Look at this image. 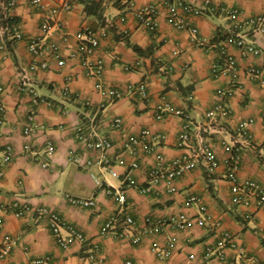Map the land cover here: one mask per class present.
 Returning a JSON list of instances; mask_svg holds the SVG:
<instances>
[{
  "label": "crops",
  "instance_id": "1",
  "mask_svg": "<svg viewBox=\"0 0 264 264\" xmlns=\"http://www.w3.org/2000/svg\"><path fill=\"white\" fill-rule=\"evenodd\" d=\"M179 1L200 9L197 14H183L197 27L203 45L194 43L186 29L171 23L169 7ZM46 2L69 5L59 12L58 24L42 29L46 11L38 10L31 0H16L8 13L16 19L23 37L14 39L5 34L4 47H0V96L5 105L0 123V205L6 207L0 210V249L11 239L16 241L0 257V264H34L33 259L43 257H48L43 264H126L128 260L131 264H229L233 260L237 264H264V208L255 207L252 201L236 200L226 176L228 162L238 156V178L253 179L264 186V30L243 25L238 34L258 52L242 55L239 48L229 45L236 60L235 71L221 65L218 75L212 73L219 60L213 44L231 30L225 10L236 8L241 19H247L264 10V0H210L213 9L205 7V0ZM147 6H152L154 13L140 17L138 12ZM151 18L154 28L147 25ZM84 26L99 37V45L90 55L91 60L102 61L99 77L88 74L76 52L78 32ZM31 37L39 38L44 46L56 44L63 63L53 55H33L28 49ZM43 61L47 65L41 68ZM251 64L262 69L260 77L248 74ZM97 81L101 88L95 86ZM20 85L32 88L44 101L34 104L31 92L20 90ZM140 85L145 96L136 91ZM109 87L120 88L122 95L109 100ZM219 90H225L222 99ZM219 102L224 112H216L210 119L206 113ZM165 104L189 113L191 130L201 129L203 143L217 157L215 168L209 167L197 139H192L191 147L178 144L183 123L180 116L164 113L160 119L156 117L158 106ZM29 114H33L32 133L25 136L23 126ZM116 116L122 119L125 131L148 129L149 144L166 160L196 154L195 166L170 186L158 182L154 190L141 192L154 156L141 155L142 167L130 173L117 162L122 131L113 125ZM249 118L250 140H246L239 135L237 125ZM91 119L96 132L114 143L104 159L118 176H112L101 164H85L86 160H96L99 152L85 149L76 138V130L89 129ZM47 141L54 146L51 154L46 153ZM26 143L29 151L24 149ZM6 147L11 149L8 160H4ZM126 174L133 179L131 186L125 184ZM107 187L125 188V211L132 215L134 225L124 232L140 235L138 242L120 237L116 231L99 235L106 218L119 206ZM67 195L94 198L96 205L77 207L68 202ZM190 195L199 202H187ZM15 201L30 209L15 216L11 207ZM199 204L205 211H200ZM42 205L75 225L85 240L58 245L46 217L34 211ZM177 214L186 216L184 228L168 226L156 233L145 230L147 217L164 219ZM226 232L233 246L223 248L225 259L214 253L206 260V248L218 250ZM157 249L170 253L160 258Z\"/></svg>",
  "mask_w": 264,
  "mask_h": 264
},
{
  "label": "built area",
  "instance_id": "2",
  "mask_svg": "<svg viewBox=\"0 0 264 264\" xmlns=\"http://www.w3.org/2000/svg\"><path fill=\"white\" fill-rule=\"evenodd\" d=\"M129 2L130 0H126ZM16 3V0H3L2 1V10L0 17V47H4L5 34H9L11 38L21 39L23 37L22 31L19 28L17 21L8 22L9 18L12 16L9 15L8 9L13 7ZM31 4L35 6L40 11H46V15L42 22V29L47 30L51 27V25L58 24V15L62 9H68L69 5L67 3H62L61 5H48L46 0H31ZM205 7L210 5V0H205ZM200 12V9L192 7L190 4L185 3L183 1H179L178 3L169 7L168 15L171 23L179 28L186 29L190 36H192V41L196 44L203 45L204 42L200 38L198 34V29L195 25L191 24L184 16L183 13H194L197 14ZM226 14L230 19L231 30L230 33L227 34L224 38L216 41L213 45L217 49L219 53V60L212 67V73L214 75H218L222 69L220 66L223 65L224 69L229 71H235L236 69V60L232 53L228 50L229 45H235L239 48L242 55H247L249 53H257L258 50L255 48L252 43H247L241 35L238 34L240 29L245 24H253L255 25V30L262 31L264 30V10L256 15H252L247 19H241L240 13L238 9H226ZM154 13V8L152 6H147L141 9L138 14L140 17H143L144 14ZM147 25L150 28L155 27V21L151 18ZM99 45V37L94 30L91 28L84 26L78 32V43H77V53L81 56V63L87 69L88 74L93 75L95 77H99L102 72V61L101 59L91 60V53L98 47ZM28 49L33 55L40 54H49L53 55L58 59L59 63H63V59L60 58L58 53V46L56 44H48L44 46L41 44L39 38L31 37L28 42ZM47 63L45 61L40 63V67H46ZM31 68H35V65L32 64ZM126 69H129L127 66ZM247 72L250 76L260 77L262 74V69H260L256 65H250L247 68ZM264 81V79L262 80ZM95 86L97 88H101V82L97 81ZM20 90H28L32 95V102L34 104H38L44 99L40 98V96L36 95V93L32 90V88H28L26 85H20ZM131 87H127V90H130ZM136 91L141 95L145 96L146 92L143 85L137 87ZM122 90L116 87H109L106 90V93L109 97V100H114L122 95ZM220 99L225 95V90H219L218 92ZM224 107L221 102L214 105L211 111H208L206 115L213 119L216 112H224ZM164 113H172L180 116L183 119V123L181 125L179 134H178V144L182 147H191L192 139H197L201 145V153L208 161V165L211 169L215 168L218 164L217 157L214 151L205 143H203V135L201 129L191 130L190 127V117L189 113L184 108H174L168 104L164 106L159 105L156 111V117L161 118ZM5 116V105L0 96V123L3 122ZM264 117V111H263ZM33 119V114H29L27 116V121L23 126V134L25 136H29L32 133L31 121ZM252 122V119H243L239 121L237 125V131L239 135L243 136L246 140H250L249 133V125ZM93 119L90 120L89 126L90 128L84 130L82 128H77L76 130V138L81 142L83 147L88 150H96L99 152V157L92 161L86 160L85 164H92L95 162L96 164H101L105 166L112 176H118L117 172L113 169L112 164L104 159V156L108 152L110 148L113 147L114 143L108 137L100 135L96 132L94 127ZM113 125L116 129L122 131V145H121V153L117 157V162L125 165L128 168V172L134 171L142 167L141 162L139 161V157L143 154L153 155L154 162L147 167V183L141 187V192L148 193L155 189V186L158 182H166L171 185L172 181L185 172L190 170L196 164L197 155H184L181 157H177L171 160H166L163 155L156 151L152 144H149L150 133L148 129H142L139 133H132L129 131H125L122 125V119L118 116L113 118ZM204 131V130H203ZM24 149L30 150V144H24ZM227 150H230V146H226ZM54 151V146L51 141L46 142V153L51 154ZM11 156L10 147H6L4 160H8ZM126 156L131 157L129 161L126 160ZM41 165L45 167L47 165L46 161L41 162ZM239 168V158L238 156H233L228 162L227 166V178L231 181V190L235 195V199L241 202L248 204L250 201L253 202V205L257 208H264V186L259 182L253 179H245L240 180L237 176V171ZM126 186H131L133 184V179L130 174H126ZM96 182L100 184V181L96 179ZM107 193L112 195L116 201L118 202V208L110 214L102 226L100 227L99 235L106 236L111 231H116L117 235L120 237L127 236L133 242H138L140 239V235L133 234L127 235L124 230L131 228L134 225V219L130 213L125 211V206L127 203V197L125 188H111L107 187ZM67 200L70 204L75 205L77 207H94L96 202L94 198H84V197H76L72 195H67ZM199 199L190 195L187 198V202H199ZM13 213L15 216L20 217L30 208L25 204H20L18 202H13L11 205ZM3 205H0V210L5 209ZM200 211H205V206L203 204H199ZM34 211L38 215H42L46 217L48 220V225L54 235L56 243L61 246H66L68 243L72 241L82 242L85 240V236L81 230H79L75 225L66 221L58 212H56L53 208L42 205L34 207ZM146 228L145 230L148 233H156L161 231L165 227H175V228H184L187 223V218L184 214L171 215L167 218H152L147 217ZM2 224V217L0 215V226ZM120 228V231L117 229ZM65 231V234L63 233ZM16 241L15 239H11L7 246L3 249H0V257L5 255L12 244ZM226 244L233 246L232 238L229 233H224L223 239L218 243V250H214L212 247H207L204 258L206 260L215 253V255L219 259H225V252L223 248ZM92 253L88 256H92ZM169 251L167 249H157V254L160 258H166L169 255ZM48 257L36 258L33 259L34 264H43L46 263ZM126 264H131V261H126ZM229 264H237L235 260L230 261Z\"/></svg>",
  "mask_w": 264,
  "mask_h": 264
},
{
  "label": "trees",
  "instance_id": "3",
  "mask_svg": "<svg viewBox=\"0 0 264 264\" xmlns=\"http://www.w3.org/2000/svg\"><path fill=\"white\" fill-rule=\"evenodd\" d=\"M16 19L14 18V17H12V18H9L8 19V22H11V21H15ZM136 49H138L137 47H136Z\"/></svg>",
  "mask_w": 264,
  "mask_h": 264
}]
</instances>
